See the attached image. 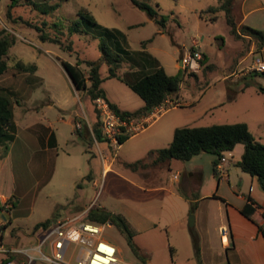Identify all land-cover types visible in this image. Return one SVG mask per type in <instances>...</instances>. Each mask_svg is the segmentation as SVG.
I'll return each instance as SVG.
<instances>
[{"label": "rangeland", "instance_id": "374dc122", "mask_svg": "<svg viewBox=\"0 0 264 264\" xmlns=\"http://www.w3.org/2000/svg\"><path fill=\"white\" fill-rule=\"evenodd\" d=\"M10 1L0 0V22L15 36L16 42L8 58L11 66L0 75V85L12 89L14 101H18L14 108L17 131L15 141L0 146V172L4 158L8 156L7 164L2 168L0 194L7 196L13 191L0 207V217L5 221L0 225V263L12 251L32 248L40 242L45 236L44 228H36V225L60 215L83 214L87 219L90 209L104 208L113 215L127 219L132 210L138 214L160 217L166 215L164 209L171 205L178 210H194L195 204L165 191L150 189L168 184L169 175L177 170L175 167L171 169V163L183 165L186 161L170 160L139 171L125 166V162L149 159L153 151L167 147L173 141L177 127L244 122L254 136L264 143V93L258 90L264 87V75L256 76L257 72L249 68L251 65L245 68L254 58L262 59V56L258 52L251 56L242 64V68H245L243 71L234 72L235 62L233 67L225 69L244 44L231 34L224 13H218L216 21H205L200 17L201 9L217 5L218 0H150L151 5L160 9L167 19L165 28L147 12L134 6L131 0H36L56 6V10L48 15L29 6L15 7V16L27 21L35 24L44 21L60 23L65 27L81 20L82 14H89L100 26L120 30L124 34L121 43L125 47L132 51L146 49L169 74H184L179 102L192 104L168 109L146 130L130 136L131 139L121 144L111 169L103 174L100 148L108 149L112 159L113 153L108 144L94 140L91 153H88V143L77 132L82 128H78V123L83 126V133H86L87 125L92 132L97 120L95 104L88 96L76 91L61 63V60L71 63L79 59L100 60L101 38L94 28L84 34L76 33L64 41H73V52L63 50L58 44L42 42L34 28L8 21L6 8ZM210 15L214 14H204L207 18ZM161 29L165 32L161 33ZM150 39L144 48L143 42ZM196 42H200L209 62L218 68L207 66L192 74L177 67L182 55L181 48L192 49ZM108 44L111 46V43ZM17 59L37 62L38 71L17 70L13 66ZM82 66L88 69L86 63ZM127 70L128 62L120 74ZM100 71L103 77L108 76L109 67L105 62ZM204 76H208L207 80ZM28 79H31L30 82ZM102 88L107 98L123 110L136 111L144 105V100L122 80L106 78ZM42 126H50L58 140L57 148L50 152L47 160L42 158L39 141ZM203 155L216 156L213 153ZM208 157L200 159L198 163L205 170L213 168ZM186 163L188 165V161ZM92 168L95 179L90 181L87 175ZM207 203L205 200L201 206ZM210 203L217 205L216 201ZM196 214L195 211L188 216L189 226L192 216L196 219ZM189 229L195 232L197 225ZM169 232L160 227L134 237V245L141 256L133 252L125 234L115 223L105 227L103 237L116 245L121 258L131 263L191 264L184 255L185 244L179 243L174 228L170 227ZM220 233L223 234L222 231ZM216 240L220 246V234ZM137 244L152 248L154 254L151 255L150 251L147 255ZM175 246L179 251L172 253L171 247ZM47 251L48 247L45 246L44 252ZM81 251L82 248H78L74 262ZM34 264L52 263L39 259Z\"/></svg>", "mask_w": 264, "mask_h": 264}, {"label": "trees", "instance_id": "16d2710c", "mask_svg": "<svg viewBox=\"0 0 264 264\" xmlns=\"http://www.w3.org/2000/svg\"><path fill=\"white\" fill-rule=\"evenodd\" d=\"M133 5L145 11L153 18L162 28L166 26V18L160 13V9L154 8L150 0H131ZM236 0H219L217 5L210 7L204 13H212L215 16L213 21L217 20L218 13H224L226 21L230 26L231 34L243 42L244 48L240 52L238 59L245 55L252 43H255L257 51L264 48V30H259L247 25H243L241 29L238 28L236 17L234 14V6ZM18 6H29L33 10L40 11L42 14H50L56 10V6L49 5L47 2H38L36 0H11L6 8V16L9 22L26 24L34 28L38 37L42 42L54 43L61 46L65 51L73 52V41L65 43L66 39L72 38L76 33L84 34L90 28L96 30L97 35L101 38L99 48L102 52L100 60H84L79 59L76 63H71L67 60H61L64 69L71 76L76 89L89 97V99L96 104L99 97H104L111 105V107L120 115L128 116L133 114H145L151 112L155 107L162 104L169 96L180 91L184 82V74L178 73L176 75L168 74L165 68L160 64L151 53L146 49L132 51L121 43L124 34L120 30L110 29L100 26L97 21L89 14H82L81 20L73 21L69 26H62L60 23H48L44 21L42 24H35L25 20L22 17L15 16L14 9ZM246 36H250L248 39ZM152 39L144 41V48ZM16 42L15 36L4 28L0 30V75L6 73L10 68L9 54ZM111 43V46L108 44ZM105 62L109 67V74L103 77L101 74V65ZM129 63V70L124 74H120V70ZM83 63H86L88 69L83 68ZM204 59L202 60V65ZM14 68L21 72L35 73L38 65L35 62H25L22 59H17L13 64ZM209 68L215 67L209 65ZM205 68V67H204ZM88 70V71H87ZM192 74H197L192 72ZM257 75H264V73H257ZM197 76V75H196ZM106 78H117L122 80L130 88L135 91L143 100V107L136 111L122 110L117 104L111 102L102 88V83ZM248 86V84L243 88ZM258 90L264 93V87H259ZM15 93L12 89L0 85V146H7L16 138L17 125L14 118ZM97 115L96 123L93 126L92 132L86 126V133L80 129L77 132L88 143L89 148L86 149L91 153L90 147L94 140L104 142L101 130L100 115L96 109ZM129 136H122L121 142L127 140ZM53 143H56V137L53 135ZM244 144V153L241 160L236 164L244 172L251 176L258 178L261 187L264 189V143L258 140L247 123H226L213 124L210 126H182L177 127L174 131L173 141L164 148L152 152V157L149 159H141L135 162H126L125 166L133 171L140 169H147L166 163L172 159L188 161L196 155L201 153H213L217 156L214 161V170L218 174L217 166L225 153L233 151L238 144ZM87 179H91L87 175ZM252 201V199H250ZM242 213L250 220L256 222V209L250 204H247ZM88 219L97 223L111 222L115 223L125 234L129 245L137 256H141L139 249L134 245L135 231L125 218L122 221L125 228L113 218V213L104 209H90L87 212ZM264 218V212L262 213ZM52 220L48 219L45 222L36 225V228L46 227ZM259 231L264 236V226L258 225ZM193 241L196 248V254L199 256V239L196 233H193ZM171 252L174 250L171 247ZM14 255L9 254L1 260L3 264L7 260L13 258Z\"/></svg>", "mask_w": 264, "mask_h": 264}, {"label": "crops", "instance_id": "0c3cea01", "mask_svg": "<svg viewBox=\"0 0 264 264\" xmlns=\"http://www.w3.org/2000/svg\"><path fill=\"white\" fill-rule=\"evenodd\" d=\"M212 6H209L207 9L203 8L199 12L200 17L205 19V21H213L212 18L215 15H210L207 18L204 16L205 13L203 14L204 11H207ZM208 14L210 13H207V15ZM234 14L239 29H241L243 25H247L259 30H264V0H236ZM172 15L175 16L174 13ZM3 25L4 23L2 24V22H0V30L5 27ZM160 32L164 33L165 31L161 29ZM246 37L251 39L250 36ZM199 48L203 53L204 59L202 68L209 65H214L215 68H218L216 64L209 62V58L206 52L202 50L200 42ZM243 48L244 45L239 47V50L235 54L237 56H233V62L225 69H229L231 66L233 67L235 62L234 72L243 71L250 65H254L257 62L264 60V48L261 51H257L255 43L253 42L249 51L245 55L241 56L238 61H236ZM187 50V47L181 48V59L177 63V67L180 69L183 68L182 56ZM257 52L261 54L262 59L255 60L254 58L250 64H247L245 68H242V64L246 62L251 56L254 57ZM228 76L231 75H226L225 77ZM256 76L259 75L256 74ZM204 77L207 80L208 76ZM30 80L31 79H28L29 82ZM74 88L76 89L75 85ZM76 91L78 90L76 89ZM28 96L26 98H28ZM181 96V89L179 92L170 96L172 100L178 101L179 105L176 107H179L181 104H192V102L187 101L184 103L179 102ZM50 103L54 104L55 102ZM53 135L55 134L51 130L50 126H42L39 130L40 147L42 148L41 152L43 153L42 158H45V160L49 158L50 152L55 150L58 145L57 138L56 143H53ZM131 138L132 137H129L127 140ZM100 149L101 155L103 153H108V149ZM244 149V145L240 143L233 151L226 152L224 155L225 160L222 162V170L218 168V174H216L214 170V161L216 160L217 156L208 157V155H203V153H201L188 160V165H186L187 161L183 163V165H178L179 163H171V169L172 167H175L177 170L175 174L172 173L169 175L168 184L150 189L165 191L179 197L180 199L186 200L191 204H195L194 210H192V208L187 210H178L171 205L167 206L165 209L163 208L164 212L167 213L162 217L156 215L153 216L150 214H138L132 210L129 218L127 217L126 220L135 231L134 237L143 232L157 230L160 227L168 230L169 232V228L173 227L174 233L179 237V243L185 244L184 255L191 264H264V236L259 231L258 227V225L264 226V218L262 216V213L264 212V189L261 187L257 177L251 176L249 173L244 172L240 167L237 166L236 163L241 160ZM236 150L237 155L235 154ZM204 156H207L208 161L213 163L212 169L205 170L204 168H201L200 165H198L200 159L203 160V158H207ZM7 158L8 156L4 158L3 166L1 167L0 182L2 171L7 164ZM172 160L177 162L182 161L178 159ZM92 170L93 168L90 169V173L88 174L91 178L88 179L90 181L95 179ZM78 186H81V184H78ZM11 194H13V191L9 192L7 196L2 193L0 194V207L5 203ZM250 199H252V201ZM205 200L208 203L202 207L201 202ZM215 201L217 202L216 206L210 203ZM247 204H250L256 209V222L250 220L242 213V209ZM215 209H217V213ZM195 211L197 213L195 219L197 231L194 232L190 231L189 229L190 226L188 225V216ZM212 220H215V222L212 223ZM1 224H5V221H3L0 217V225ZM223 228L229 229L227 235L220 233ZM193 233H196L199 239V256L196 254ZM218 234H220L221 238L220 246L217 245L216 240ZM146 247L147 248H145L143 245L139 246L141 251L145 252L147 255V252L150 251L151 255H153V249L148 246ZM173 250V253L179 251L178 246H175ZM197 261L199 263H197ZM135 263L142 264L140 262Z\"/></svg>", "mask_w": 264, "mask_h": 264}, {"label": "built area", "instance_id": "2783aa9c", "mask_svg": "<svg viewBox=\"0 0 264 264\" xmlns=\"http://www.w3.org/2000/svg\"><path fill=\"white\" fill-rule=\"evenodd\" d=\"M203 53L196 42L192 49H188L182 56L183 68L188 72L198 73L202 68ZM257 73H264V60L249 67ZM96 109L100 115L103 139L113 153L102 154L103 174L111 169V163L115 160L116 153L122 142V136H132L146 130L163 113L172 107L179 105L170 96L151 112L145 114H133L122 116L118 114L104 98L96 100ZM78 123V128H81ZM217 169L222 170V162ZM109 169H106V167ZM106 226H112L111 222L97 223L84 218V215L57 216L44 227V238L32 248L12 251L15 257L3 264H34L36 260H44L52 264H135L128 262L119 256L116 245L103 237ZM223 235L228 234L227 228L222 229ZM48 247L47 253L44 247ZM78 248H82L80 256L74 262Z\"/></svg>", "mask_w": 264, "mask_h": 264}, {"label": "water", "instance_id": "95a60500", "mask_svg": "<svg viewBox=\"0 0 264 264\" xmlns=\"http://www.w3.org/2000/svg\"><path fill=\"white\" fill-rule=\"evenodd\" d=\"M70 78H71V76H70ZM71 80H72V78H71ZM73 84H74V82H73ZM113 218L122 226V228H125V224L121 218H119L117 215H113ZM194 224H195V217L192 216V220H190V226H194Z\"/></svg>", "mask_w": 264, "mask_h": 264}, {"label": "bare ground", "instance_id": "6f19581e", "mask_svg": "<svg viewBox=\"0 0 264 264\" xmlns=\"http://www.w3.org/2000/svg\"><path fill=\"white\" fill-rule=\"evenodd\" d=\"M106 169H109V167L107 166Z\"/></svg>", "mask_w": 264, "mask_h": 264}]
</instances>
